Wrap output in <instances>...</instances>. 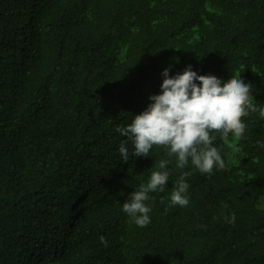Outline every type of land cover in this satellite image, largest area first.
Listing matches in <instances>:
<instances>
[{
  "label": "trees",
  "instance_id": "obj_1",
  "mask_svg": "<svg viewBox=\"0 0 264 264\" xmlns=\"http://www.w3.org/2000/svg\"><path fill=\"white\" fill-rule=\"evenodd\" d=\"M189 65L242 77L264 108V0H0V264H264L258 112L214 141L226 168L210 175L163 147L118 151L164 69ZM164 159L139 227L122 205ZM184 172L189 204L169 207Z\"/></svg>",
  "mask_w": 264,
  "mask_h": 264
},
{
  "label": "clouds",
  "instance_id": "obj_2",
  "mask_svg": "<svg viewBox=\"0 0 264 264\" xmlns=\"http://www.w3.org/2000/svg\"><path fill=\"white\" fill-rule=\"evenodd\" d=\"M169 72L170 69H164L162 91L150 96L152 103L142 113L134 115L127 126L115 129L134 146L130 153L127 141L121 142L118 151L122 160L127 162L132 154L148 157L153 146H157L165 148L168 157H175L180 169L191 162L201 174L224 170L225 159L214 141L219 136L227 144L230 135L233 140L242 139L246 131L244 118L250 113L258 112L264 118V108H258L253 102L252 84L242 77L232 76L223 81L213 74L200 75L191 65L175 76ZM229 147L235 149L233 144ZM169 163L168 159L161 160L148 182L140 184L122 205L123 211L139 227L151 223L149 213L152 209L146 201L151 199L149 193L164 191L170 178ZM191 174L184 172L175 183L169 207L188 206L190 185L185 178ZM235 220L233 213L228 222L235 223ZM100 241L107 246L104 236Z\"/></svg>",
  "mask_w": 264,
  "mask_h": 264
},
{
  "label": "rangeland",
  "instance_id": "obj_3",
  "mask_svg": "<svg viewBox=\"0 0 264 264\" xmlns=\"http://www.w3.org/2000/svg\"><path fill=\"white\" fill-rule=\"evenodd\" d=\"M73 204L75 205V202Z\"/></svg>",
  "mask_w": 264,
  "mask_h": 264
}]
</instances>
